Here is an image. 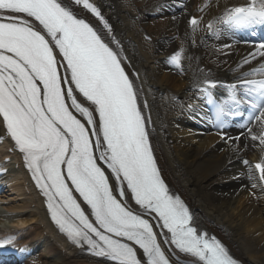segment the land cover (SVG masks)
I'll return each instance as SVG.
<instances>
[{"label":"snow or ice","instance_id":"obj_1","mask_svg":"<svg viewBox=\"0 0 264 264\" xmlns=\"http://www.w3.org/2000/svg\"><path fill=\"white\" fill-rule=\"evenodd\" d=\"M75 4L111 32L90 0ZM215 19L229 28L264 26V0L225 8ZM199 23L190 20L194 29ZM181 57L177 51L170 62L179 67ZM257 57H264V42L244 63ZM123 63L119 42H106L61 0H0V124L45 196L51 219L70 241L111 264H172L158 237L168 251L195 258L193 264H237L196 226L163 180L150 143L151 120ZM203 84L216 126L225 127L229 115L243 117L247 106L243 127L264 146V63L241 73L219 101L211 92L217 83ZM243 163L264 182V158ZM14 239H0V249Z\"/></svg>","mask_w":264,"mask_h":264},{"label":"bare ground","instance_id":"obj_2","mask_svg":"<svg viewBox=\"0 0 264 264\" xmlns=\"http://www.w3.org/2000/svg\"><path fill=\"white\" fill-rule=\"evenodd\" d=\"M95 1L116 24L132 61L142 73L144 86L150 89L146 100L150 107L151 138L172 189L187 199L200 226L218 234L243 264H264V182L259 180L254 168L250 172L236 159L258 157L264 146L257 147L250 137L247 138L250 134L245 132L243 125L230 134L235 135V139L215 144L218 138L206 130L207 127L187 124L185 117L179 118L186 113L179 110L180 100L194 101L191 87L196 84L194 76L199 66L204 65L213 73L227 77L245 71L264 58L244 63L253 53L252 45L229 34L217 41L202 39V35L209 37V28L204 22L194 30L188 29L189 16L201 15L203 20H212L225 5L245 0ZM156 5H161L163 10L167 5L166 9L179 10L172 16L154 19L152 24L143 22V17L134 18L140 7L148 10ZM150 33L151 41L141 36ZM177 51H182L180 66L173 63L170 66L169 56ZM251 129L253 133L258 131L255 123ZM2 130L0 124V136ZM9 185L15 193L11 199L21 197V200L2 206L0 234L23 235L27 230L43 239L55 255L41 253V264L47 261V256L51 258L47 264L93 263L83 250L70 245L48 223L41 208L42 198L31 185L20 183L15 177Z\"/></svg>","mask_w":264,"mask_h":264},{"label":"rangeland","instance_id":"obj_3","mask_svg":"<svg viewBox=\"0 0 264 264\" xmlns=\"http://www.w3.org/2000/svg\"><path fill=\"white\" fill-rule=\"evenodd\" d=\"M13 201L15 202V201H18V200L17 199H14ZM0 210L4 211V208L3 207H0ZM38 263H36V264H38Z\"/></svg>","mask_w":264,"mask_h":264}]
</instances>
